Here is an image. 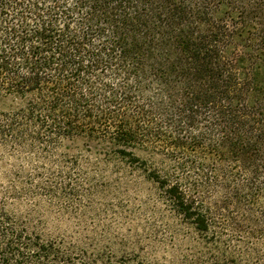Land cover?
I'll list each match as a JSON object with an SVG mask.
<instances>
[{"label": "trees", "instance_id": "1", "mask_svg": "<svg viewBox=\"0 0 264 264\" xmlns=\"http://www.w3.org/2000/svg\"><path fill=\"white\" fill-rule=\"evenodd\" d=\"M134 175L185 264H264V0H0V264H147L53 212Z\"/></svg>", "mask_w": 264, "mask_h": 264}, {"label": "rangeland", "instance_id": "2", "mask_svg": "<svg viewBox=\"0 0 264 264\" xmlns=\"http://www.w3.org/2000/svg\"><path fill=\"white\" fill-rule=\"evenodd\" d=\"M62 188L52 196L61 231H80L87 243H97L107 256L136 257L147 264H185L186 255L194 250L182 224L161 202L156 186L142 176L73 177ZM42 202L48 206L50 201L43 196Z\"/></svg>", "mask_w": 264, "mask_h": 264}]
</instances>
